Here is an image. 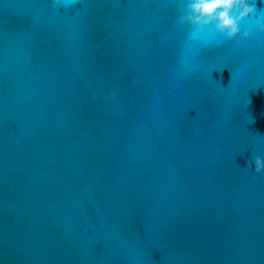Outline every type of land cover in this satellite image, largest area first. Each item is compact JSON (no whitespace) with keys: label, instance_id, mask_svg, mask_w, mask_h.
<instances>
[{"label":"water","instance_id":"95a60500","mask_svg":"<svg viewBox=\"0 0 264 264\" xmlns=\"http://www.w3.org/2000/svg\"><path fill=\"white\" fill-rule=\"evenodd\" d=\"M253 2L217 46L187 0H0V264H264Z\"/></svg>","mask_w":264,"mask_h":264},{"label":"clouds","instance_id":"9594fccd","mask_svg":"<svg viewBox=\"0 0 264 264\" xmlns=\"http://www.w3.org/2000/svg\"><path fill=\"white\" fill-rule=\"evenodd\" d=\"M261 2L264 3V0ZM257 11L253 0H187V10L182 22L192 26V36L207 31L218 46L225 41L238 42L237 38L241 37L242 32L241 25ZM256 24L264 29V20L257 19ZM250 34V31L242 33L243 38ZM246 165L254 168L257 174L264 173V158L257 156L254 161L247 159Z\"/></svg>","mask_w":264,"mask_h":264},{"label":"snow or ice","instance_id":"6c2138e0","mask_svg":"<svg viewBox=\"0 0 264 264\" xmlns=\"http://www.w3.org/2000/svg\"><path fill=\"white\" fill-rule=\"evenodd\" d=\"M68 2L69 3H71L72 2V0H68ZM180 2H181V0H180ZM244 24H245V22L241 25V31H249V30H247V29H245L244 28ZM253 37H254V34H251V35H249L247 38H242V37H238L237 38V41L238 42H236V41H225V42H228V43H236L237 45H239V44H241V43H243L244 41H246V40H251V39H253ZM205 45H211V42H207ZM202 52V51H201ZM203 53V52H202ZM224 69H221V71H223ZM230 76H231V73H230ZM261 174H264V173H261Z\"/></svg>","mask_w":264,"mask_h":264}]
</instances>
